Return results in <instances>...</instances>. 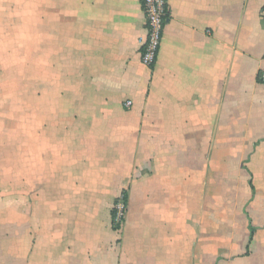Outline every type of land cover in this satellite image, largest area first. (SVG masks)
<instances>
[{"label":"crops","instance_id":"crops-1","mask_svg":"<svg viewBox=\"0 0 264 264\" xmlns=\"http://www.w3.org/2000/svg\"><path fill=\"white\" fill-rule=\"evenodd\" d=\"M28 1L33 124L11 190L0 150V264H264V0H167L152 68L142 0Z\"/></svg>","mask_w":264,"mask_h":264},{"label":"rangeland","instance_id":"rangeland-1","mask_svg":"<svg viewBox=\"0 0 264 264\" xmlns=\"http://www.w3.org/2000/svg\"><path fill=\"white\" fill-rule=\"evenodd\" d=\"M0 13V57L3 58L0 60V141L3 143L0 150L3 152L2 158H10L8 187L11 190L16 184L17 149L21 142L18 128L22 130L27 127V133H31L33 124L32 3L28 0L1 2ZM4 152H7V156ZM124 200L122 195L115 201V220L119 213L122 220L126 216ZM118 205L124 208L121 212L117 209Z\"/></svg>","mask_w":264,"mask_h":264},{"label":"built area","instance_id":"built-area-1","mask_svg":"<svg viewBox=\"0 0 264 264\" xmlns=\"http://www.w3.org/2000/svg\"><path fill=\"white\" fill-rule=\"evenodd\" d=\"M143 9L146 16L147 38L144 43L141 61L147 68H152L158 59L163 30L168 17L167 0H142ZM264 16V10H263ZM259 82L264 87V69L259 73ZM127 107L132 105L128 102ZM117 209L121 212L124 208L118 205ZM122 214L119 213L117 222H121Z\"/></svg>","mask_w":264,"mask_h":264},{"label":"trees","instance_id":"trees-1","mask_svg":"<svg viewBox=\"0 0 264 264\" xmlns=\"http://www.w3.org/2000/svg\"><path fill=\"white\" fill-rule=\"evenodd\" d=\"M124 198H125L124 202L127 203V195ZM113 217H114V220H115V216L114 215H113Z\"/></svg>","mask_w":264,"mask_h":264}]
</instances>
